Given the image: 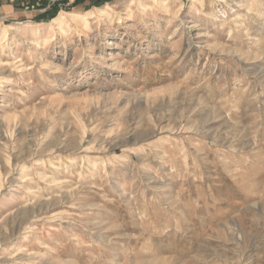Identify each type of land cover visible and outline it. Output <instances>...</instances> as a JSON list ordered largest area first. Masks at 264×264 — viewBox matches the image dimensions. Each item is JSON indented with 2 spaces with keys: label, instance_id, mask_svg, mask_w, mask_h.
I'll return each instance as SVG.
<instances>
[{
  "label": "rangeland",
  "instance_id": "rangeland-1",
  "mask_svg": "<svg viewBox=\"0 0 264 264\" xmlns=\"http://www.w3.org/2000/svg\"><path fill=\"white\" fill-rule=\"evenodd\" d=\"M0 264H264V0H0Z\"/></svg>",
  "mask_w": 264,
  "mask_h": 264
},
{
  "label": "trees",
  "instance_id": "trees-1",
  "mask_svg": "<svg viewBox=\"0 0 264 264\" xmlns=\"http://www.w3.org/2000/svg\"><path fill=\"white\" fill-rule=\"evenodd\" d=\"M56 11H57V7H54V8H53V11L51 12L52 15H54V14L56 13Z\"/></svg>",
  "mask_w": 264,
  "mask_h": 264
}]
</instances>
